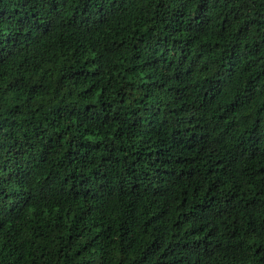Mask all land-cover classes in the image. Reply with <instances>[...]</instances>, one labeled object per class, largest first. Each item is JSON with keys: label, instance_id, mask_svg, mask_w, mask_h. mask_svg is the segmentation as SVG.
Masks as SVG:
<instances>
[{"label": "trees", "instance_id": "1", "mask_svg": "<svg viewBox=\"0 0 264 264\" xmlns=\"http://www.w3.org/2000/svg\"><path fill=\"white\" fill-rule=\"evenodd\" d=\"M0 264H264V0H0Z\"/></svg>", "mask_w": 264, "mask_h": 264}]
</instances>
